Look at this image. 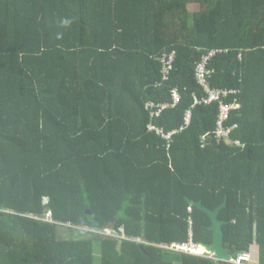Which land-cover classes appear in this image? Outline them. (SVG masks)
Here are the masks:
<instances>
[{
    "label": "trees",
    "instance_id": "16d2710c",
    "mask_svg": "<svg viewBox=\"0 0 264 264\" xmlns=\"http://www.w3.org/2000/svg\"><path fill=\"white\" fill-rule=\"evenodd\" d=\"M212 49L230 142L196 103ZM225 201V245L264 264V0H0V264H238L166 247L211 243L192 202Z\"/></svg>",
    "mask_w": 264,
    "mask_h": 264
},
{
    "label": "built area",
    "instance_id": "2783aa9c",
    "mask_svg": "<svg viewBox=\"0 0 264 264\" xmlns=\"http://www.w3.org/2000/svg\"><path fill=\"white\" fill-rule=\"evenodd\" d=\"M217 49L209 50L204 57L201 58L196 63V70H195V78L198 81L199 85L204 88L205 95L204 98H196V103H206L211 104L214 102L219 103V114L216 124L215 136L214 140L218 143L223 141L230 142L231 141V134L238 129V124H234L228 126L227 123L230 120L231 114L233 111L240 110L241 103L237 98L231 102H227L226 98L230 95V93H238L239 90L237 89H223V88H216L211 85L210 77L213 73V69L209 67L211 58L218 52ZM161 62L163 65V77L158 84H163L170 78V74L174 69V62L176 59V51L166 52L161 56ZM174 103H156L154 101H148L146 104L147 110L150 112V116L152 119L158 118L162 111L165 110L166 107L172 106L180 101V95L177 90L173 91ZM191 120V112H187L186 114V124L188 125ZM150 131H156L158 135L162 136L163 139L167 141L168 148L171 147L173 142V135L176 134L178 131L165 133L164 130L157 128L153 123L149 124L148 126ZM183 130V129H182ZM207 138H202V147L207 145ZM237 145H241L240 142H236ZM121 232L124 234L122 237L123 239H127L126 231L124 228L121 229ZM171 250L196 254V255H207L209 257L218 258L214 252L206 248L202 244H198L194 241L193 233H190V238L188 241L185 242H172L171 244L166 246ZM202 249V251H200ZM220 259V258H219ZM251 256L249 253H239L237 256L229 259L234 263L238 264H249Z\"/></svg>",
    "mask_w": 264,
    "mask_h": 264
},
{
    "label": "water",
    "instance_id": "95a60500",
    "mask_svg": "<svg viewBox=\"0 0 264 264\" xmlns=\"http://www.w3.org/2000/svg\"><path fill=\"white\" fill-rule=\"evenodd\" d=\"M193 205L197 206L200 210L206 212L211 220H212V226L210 227V230L214 233V239L211 243L202 244L209 250L215 253V255L222 259V260H229L235 256H237L239 251L231 252V249L229 246L225 245L224 242V231L223 226L226 222L219 219V213L220 211L226 207L227 201L224 202L222 206L217 208L216 210H210L204 205H202L201 202L193 203ZM115 221V220H114Z\"/></svg>",
    "mask_w": 264,
    "mask_h": 264
},
{
    "label": "rangeland",
    "instance_id": "374dc122",
    "mask_svg": "<svg viewBox=\"0 0 264 264\" xmlns=\"http://www.w3.org/2000/svg\"><path fill=\"white\" fill-rule=\"evenodd\" d=\"M190 9H191V12H194V11H197L199 9V6L197 5H191L190 6ZM70 236L67 235L66 238H69ZM100 247H99V244L96 245V249H95V255H94V263L96 264H101L100 263Z\"/></svg>",
    "mask_w": 264,
    "mask_h": 264
}]
</instances>
